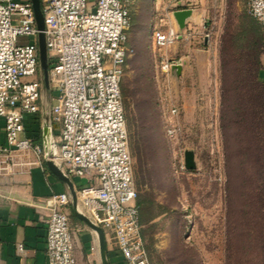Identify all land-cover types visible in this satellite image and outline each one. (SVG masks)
I'll return each mask as SVG.
<instances>
[{"label":"rangeland","instance_id":"374dc122","mask_svg":"<svg viewBox=\"0 0 264 264\" xmlns=\"http://www.w3.org/2000/svg\"><path fill=\"white\" fill-rule=\"evenodd\" d=\"M168 1L150 0L149 10L131 14L128 41L135 51L123 78L151 262L264 264V163L255 149L239 154L220 120L221 38L229 19L251 17L248 0ZM180 9L193 11L181 37L154 48L152 27H168L169 12L179 26L174 12ZM165 60L173 66L164 68ZM50 86L42 99L49 114L55 95ZM188 152L194 168L187 167Z\"/></svg>","mask_w":264,"mask_h":264},{"label":"built area","instance_id":"2783aa9c","mask_svg":"<svg viewBox=\"0 0 264 264\" xmlns=\"http://www.w3.org/2000/svg\"><path fill=\"white\" fill-rule=\"evenodd\" d=\"M135 0H42L49 76L55 88L50 122L65 172L87 179L78 198L87 216L107 228L127 264H152L135 184L123 78ZM247 10L264 31V0ZM39 33L31 0H0V177L44 168L43 81ZM156 25L153 47L181 37ZM23 38H28L24 41ZM173 66L164 61V68ZM40 128V134L34 131ZM3 139V140H2ZM70 192L46 198L48 264H77L68 207ZM20 243L19 251H24Z\"/></svg>","mask_w":264,"mask_h":264},{"label":"crops","instance_id":"0c3cea01","mask_svg":"<svg viewBox=\"0 0 264 264\" xmlns=\"http://www.w3.org/2000/svg\"><path fill=\"white\" fill-rule=\"evenodd\" d=\"M179 2L180 0H169L167 5ZM150 7V0H135L131 6V14H138L142 9L145 11L149 10ZM167 14L169 16V26L181 30L182 28L177 26L174 20L170 18L172 13L169 12ZM156 25H158L157 22ZM159 26L164 29L167 28L163 23L159 24ZM207 42L208 40L206 39V44ZM127 45L133 49V52L135 51L128 40ZM209 57L212 67L213 53ZM261 61L263 67L260 70V78L264 81V51L261 55ZM205 66L207 68V63ZM53 101L52 97V104ZM42 115L44 118L43 101ZM3 125L4 122L0 119V128ZM69 177L77 190L88 182L86 178L70 175ZM65 191L70 192L68 183L51 170L47 160L44 168L37 167L31 173L0 177V264H48L46 240L49 213L44 204L46 198L54 192ZM78 209L87 215V210L79 198ZM68 212L77 264H105L106 261L108 264H127L121 252L117 247L113 246L112 239H114V235L111 232L112 235H110L107 228L102 226L105 231L106 241L104 258L103 245L99 233L77 215L72 202L68 207ZM141 220L146 240L142 208ZM20 243L24 244V251L18 250Z\"/></svg>","mask_w":264,"mask_h":264},{"label":"trees","instance_id":"16d2710c","mask_svg":"<svg viewBox=\"0 0 264 264\" xmlns=\"http://www.w3.org/2000/svg\"><path fill=\"white\" fill-rule=\"evenodd\" d=\"M263 51L264 31L257 19L243 14L238 23L227 21L220 45L221 125L225 136L237 141L239 154L255 149L258 161L264 163V81L260 78ZM34 131L40 134V128ZM142 203L139 196L138 204Z\"/></svg>","mask_w":264,"mask_h":264},{"label":"water","instance_id":"95a60500","mask_svg":"<svg viewBox=\"0 0 264 264\" xmlns=\"http://www.w3.org/2000/svg\"><path fill=\"white\" fill-rule=\"evenodd\" d=\"M33 3L35 15H36V21L37 25L40 29L39 33V51H40V62H41V76H42V81H43V87L47 88L48 90H51L50 86V76H49V53H48V48L46 44V35H45V27H46V19H45V14L43 12L42 8V0H31ZM193 11L192 9H181V10H176L174 12V16L179 24L180 28H185L187 19L191 17ZM179 70H181V65L177 66ZM44 126H43V137H44V145H45V151H46V156H47V163L51 170L56 173L59 177L64 179L70 188V193L72 196V203L74 205L75 212L77 215L89 226H91L93 229H95L102 240V245H103V251H104V258H105V248H106V241H105V231L103 227L94 221H92L86 214L81 212L78 209V192L77 189L74 187L69 175L65 172V169L63 165L58 162L54 158H50L54 156L57 153L58 147H57V142L56 138L53 133V128L50 122V114L47 112H44ZM49 139H52V147H48V141ZM52 155V156H50ZM187 167L188 168H194L195 167V158L194 154L192 152L187 153ZM105 264H108L107 261Z\"/></svg>","mask_w":264,"mask_h":264},{"label":"bare ground","instance_id":"6f19581e","mask_svg":"<svg viewBox=\"0 0 264 264\" xmlns=\"http://www.w3.org/2000/svg\"><path fill=\"white\" fill-rule=\"evenodd\" d=\"M52 145H53V144H52V139H49V141H48V147L51 148ZM50 156H52V155H50Z\"/></svg>","mask_w":264,"mask_h":264}]
</instances>
